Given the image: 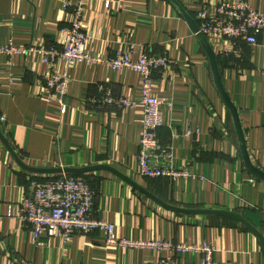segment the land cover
I'll list each match as a JSON object with an SVG mask.
<instances>
[{
    "label": "crops",
    "instance_id": "crops-1",
    "mask_svg": "<svg viewBox=\"0 0 264 264\" xmlns=\"http://www.w3.org/2000/svg\"><path fill=\"white\" fill-rule=\"evenodd\" d=\"M196 21L219 0H177ZM264 14V0H248ZM80 0H0V46L36 47L26 55L0 56V131L33 168H85L107 165L164 202L188 209L236 212L264 235V181L245 166L233 117L220 97L210 62L197 36L169 0H86L83 22L86 52L104 60L128 52L169 56L173 64L154 74V93L167 98L161 143L176 167L187 170L178 181L146 179L139 172L143 77L106 64H74L65 98L67 112L47 100L39 49L60 44ZM109 3V7L106 4ZM215 53L217 48L213 45ZM220 57V56H219ZM222 82L238 110L252 164L264 172V36L243 47L242 59L220 57ZM60 67L64 69V64ZM130 108L100 110V86ZM42 175L23 170L0 139V264H202L203 254L159 251L154 247L108 246L101 232L33 240L18 213ZM71 176V175H70ZM94 195L93 215L112 224L120 240L208 245L215 264H264V249L244 226L221 218L180 215L160 207L108 171L84 175Z\"/></svg>",
    "mask_w": 264,
    "mask_h": 264
},
{
    "label": "built area",
    "instance_id": "built-area-1",
    "mask_svg": "<svg viewBox=\"0 0 264 264\" xmlns=\"http://www.w3.org/2000/svg\"><path fill=\"white\" fill-rule=\"evenodd\" d=\"M80 0L73 7L71 26L62 28L60 44L39 49L42 64L49 71L42 77L47 100L67 112L65 98L71 80L68 68L74 64H106L113 70H130L143 77L141 105L143 106V124L140 149L138 153L139 172L146 179H168L178 181L190 176L187 170L174 164L173 152L159 139V131L165 126V111L171 108L167 98L154 93V74L173 64L169 56L142 54L136 62L128 52L119 53L115 58L104 60L86 52L89 36L83 22L84 4ZM109 3L106 4L109 7ZM197 23L200 32L208 39L212 48L216 46L220 57L242 59L243 47H255L259 36H264V14L255 10L248 0H219L212 12L204 10L198 14ZM214 50V48H213ZM37 51L36 47L16 46L12 42L0 46L2 55H26ZM215 51V50H214ZM64 64V69L60 67ZM100 98L92 103L100 110L107 106L130 108L134 104L128 98H117L110 88H99ZM31 195L21 204L18 217L31 228L33 240L42 237L59 238L68 243L74 235L101 232L108 246L131 248L154 247L159 251L175 248L180 252H199L203 254L202 264L214 263V248L208 245L172 246L169 243L131 242L116 237L114 225L94 217V195L87 181L78 176L59 175L31 183Z\"/></svg>",
    "mask_w": 264,
    "mask_h": 264
},
{
    "label": "water",
    "instance_id": "water-1",
    "mask_svg": "<svg viewBox=\"0 0 264 264\" xmlns=\"http://www.w3.org/2000/svg\"><path fill=\"white\" fill-rule=\"evenodd\" d=\"M181 13V15L184 17V19L189 24L190 28L194 32V34L197 36L200 44L202 45L204 51L206 52L211 70L213 73V78L215 82L216 89L228 107L229 111L232 114L235 130L239 142V148L242 155V158L244 160L245 166L248 169V171L255 177L261 179L264 181V172L260 170L259 168L255 167L251 159L249 157L247 143L245 139L244 130L241 124L240 116L238 113L237 108L231 101L228 93L225 90V87L222 82L221 77V71L219 67L218 57L215 51L213 50L210 42L208 39L200 32L199 26L197 21L192 18L189 13L179 4L177 0H169ZM0 139L4 143L5 147L13 157V159L16 161V163L25 171L35 173V174H42V175H84L96 171H108L113 174H115L120 179L124 180L134 188H136L139 192L143 193L145 196L150 198L152 201L157 203L160 207L164 208L165 210H168L170 212L180 214V215H186V216H203V217H216L221 218L236 224H240L244 226L247 230H249L252 234H254L262 248L264 249V235L255 228L245 217H243L241 214L236 212H230L225 210H214V209H188V208H181L177 206L170 205L151 192L147 191L143 187L139 186L137 183L132 181L131 179L127 178L125 175L121 174L114 168L107 166V165H98V166H90L85 168H33L30 166H27L17 155V153L14 151V149L11 147L9 142L6 140L2 132L0 131Z\"/></svg>",
    "mask_w": 264,
    "mask_h": 264
},
{
    "label": "trees",
    "instance_id": "trees-1",
    "mask_svg": "<svg viewBox=\"0 0 264 264\" xmlns=\"http://www.w3.org/2000/svg\"><path fill=\"white\" fill-rule=\"evenodd\" d=\"M217 57H218V61H219V58H220V57H219V56H217ZM71 176H78V175H71Z\"/></svg>",
    "mask_w": 264,
    "mask_h": 264
}]
</instances>
